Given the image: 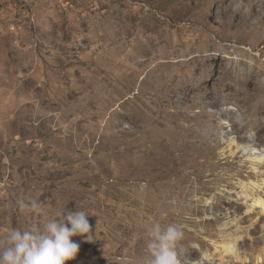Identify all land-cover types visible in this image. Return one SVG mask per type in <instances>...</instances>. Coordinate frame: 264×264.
Segmentation results:
<instances>
[{
	"label": "rangeland",
	"instance_id": "obj_1",
	"mask_svg": "<svg viewBox=\"0 0 264 264\" xmlns=\"http://www.w3.org/2000/svg\"><path fill=\"white\" fill-rule=\"evenodd\" d=\"M263 14L264 0H0V239L79 206L93 240L72 237L67 264H144L164 212L182 264H219L224 224L262 264L264 96L237 83L253 65L264 78Z\"/></svg>",
	"mask_w": 264,
	"mask_h": 264
},
{
	"label": "clouds",
	"instance_id": "obj_2",
	"mask_svg": "<svg viewBox=\"0 0 264 264\" xmlns=\"http://www.w3.org/2000/svg\"><path fill=\"white\" fill-rule=\"evenodd\" d=\"M30 210L45 217L48 215L35 201L31 203ZM64 212H57L54 218L45 219L41 226L11 230L0 239V264H67L75 259L80 244L72 237L80 236L86 242L93 240L87 218L89 214L79 210V206L66 215ZM166 215L161 212L160 218L154 219L148 229L144 264H182L178 245L183 231L177 225H165L163 219Z\"/></svg>",
	"mask_w": 264,
	"mask_h": 264
},
{
	"label": "bare ground",
	"instance_id": "obj_3",
	"mask_svg": "<svg viewBox=\"0 0 264 264\" xmlns=\"http://www.w3.org/2000/svg\"><path fill=\"white\" fill-rule=\"evenodd\" d=\"M264 15V14H263ZM240 63V62H239ZM243 65V64H242ZM255 65L252 66V68L249 70V72L246 74V76L243 78L244 80L241 82H238L237 85L241 86L245 89H250L251 91H253L256 94H262V97L264 96V78L263 80H259V78L261 77V73L259 75L254 74V67ZM248 71V70H247ZM262 75H264V71L262 72ZM249 91V90H248ZM253 94V93H252ZM264 101V100H262ZM260 102V104L258 105V108L260 110L264 111V102ZM231 143V142H230ZM247 147V146H246ZM249 147V146H248ZM243 150H245V148H243ZM246 151V150H245ZM249 151V149L247 150ZM249 153V152H248ZM252 153V152H251ZM257 158V157H256ZM253 158V160H258L261 162V158ZM254 169V168H253ZM256 173V171L254 172ZM258 176V175H257ZM245 197V196H244ZM247 197V196H246ZM254 203L255 204H260L261 208H262V212H264V201H261V199H259L258 197H256L254 199ZM252 210V209H251ZM250 210V211H251ZM249 211V212H250ZM247 212V211H246ZM229 224V223H228ZM230 225V224H229ZM229 225L224 224L223 228L220 229V237L223 239V245L218 246L220 247V263L219 264H226L227 262L225 261V256L230 255L232 258H235L239 263L238 264H247L249 262V259L246 258H242L240 259V252H237V247H236V243L238 242V240L241 238V236H237V233L235 230H231V231H227L229 228ZM260 243L263 244L264 243V239L260 240ZM193 252V249H190V253ZM189 253V252H188ZM218 253V252H217ZM219 255V254H218ZM184 257V256H183ZM258 259V258H257ZM260 259V258H259ZM262 259V258H261ZM219 260V259H218ZM131 261V260H130ZM129 261V263H130ZM263 260H258V262H262ZM264 264V262L262 263Z\"/></svg>",
	"mask_w": 264,
	"mask_h": 264
}]
</instances>
